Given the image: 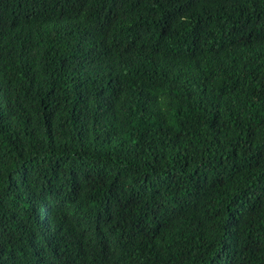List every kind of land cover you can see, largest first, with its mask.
I'll return each instance as SVG.
<instances>
[{
	"label": "trees",
	"instance_id": "obj_1",
	"mask_svg": "<svg viewBox=\"0 0 264 264\" xmlns=\"http://www.w3.org/2000/svg\"><path fill=\"white\" fill-rule=\"evenodd\" d=\"M0 264H264V0H0Z\"/></svg>",
	"mask_w": 264,
	"mask_h": 264
}]
</instances>
